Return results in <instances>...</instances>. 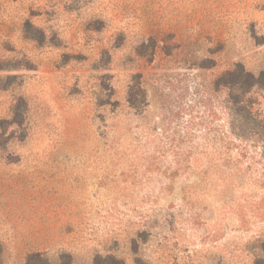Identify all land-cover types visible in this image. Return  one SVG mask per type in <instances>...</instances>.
<instances>
[{"label": "rangeland", "instance_id": "374dc122", "mask_svg": "<svg viewBox=\"0 0 264 264\" xmlns=\"http://www.w3.org/2000/svg\"><path fill=\"white\" fill-rule=\"evenodd\" d=\"M236 63L264 70V0H0V264H264Z\"/></svg>", "mask_w": 264, "mask_h": 264}, {"label": "trees", "instance_id": "16d2710c", "mask_svg": "<svg viewBox=\"0 0 264 264\" xmlns=\"http://www.w3.org/2000/svg\"><path fill=\"white\" fill-rule=\"evenodd\" d=\"M219 85L229 84L237 90L234 95H229V101L239 118L240 136L250 128L251 123L259 129V134L264 139V116L257 118L250 116L246 110L249 106V97L247 96L253 87L262 88L264 86V70L258 74L247 70L243 65L236 63L233 69L229 70L226 75L219 77ZM147 89L141 83V79L136 75L127 91V106L132 110H139L141 106L147 104ZM242 111V113H240Z\"/></svg>", "mask_w": 264, "mask_h": 264}]
</instances>
